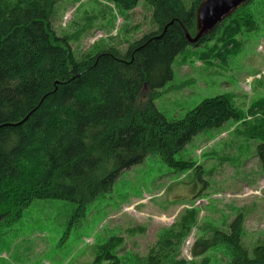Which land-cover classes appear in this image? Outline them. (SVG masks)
<instances>
[{
  "label": "trees",
  "instance_id": "1",
  "mask_svg": "<svg viewBox=\"0 0 264 264\" xmlns=\"http://www.w3.org/2000/svg\"><path fill=\"white\" fill-rule=\"evenodd\" d=\"M61 1L0 0V227L10 226L38 199L73 202L72 223L86 216L89 204L125 169L157 154L169 167L188 170L192 162L176 154L189 141L229 119L244 118L228 93L203 99L180 119L168 118L154 100L174 77L173 63L188 45L212 41L222 30L218 41L223 46L211 51L222 57L223 52L239 53L245 44L242 34L258 29L246 8L254 0L196 42L189 37L204 0H145L156 30L125 53L105 46L81 56L74 53L70 37L59 36L53 26ZM109 1L130 11L140 0ZM255 110L264 112V105L255 103L250 113ZM260 126L257 156L264 167L263 121ZM197 220V210L186 208L135 263L188 264L179 249ZM243 225L239 213L228 230L213 228L198 238L191 254L202 261L193 264H207L203 255L218 245L230 253L227 264H264V245L250 255ZM121 242L111 236L99 244L95 264H122Z\"/></svg>",
  "mask_w": 264,
  "mask_h": 264
},
{
  "label": "rangeland",
  "instance_id": "2",
  "mask_svg": "<svg viewBox=\"0 0 264 264\" xmlns=\"http://www.w3.org/2000/svg\"><path fill=\"white\" fill-rule=\"evenodd\" d=\"M246 8L255 15L258 29L240 35L245 44L239 53L223 52L222 57L211 51L221 46L222 30L212 41L188 45L173 63L174 77L154 100L168 118L180 119L203 99L228 93L244 118L229 119L189 141L176 154L192 162L188 170L169 167L157 154L125 169L89 204L86 216L72 223L73 202L35 200L10 226L0 227V264H95L96 247L111 236L122 238V264H137L135 259L144 258L186 208L198 212L178 254L188 264L202 261L191 254L194 242L213 228L228 230L239 213L250 255L258 244L264 245V167L257 156L264 112L250 113L255 103L264 105V1L254 0ZM53 26L59 36L70 37L77 56L105 46L125 53L157 29L145 0L130 11L109 0H63ZM198 29L197 24L192 38ZM203 257L207 264H227L230 253L218 245Z\"/></svg>",
  "mask_w": 264,
  "mask_h": 264
},
{
  "label": "water",
  "instance_id": "3",
  "mask_svg": "<svg viewBox=\"0 0 264 264\" xmlns=\"http://www.w3.org/2000/svg\"><path fill=\"white\" fill-rule=\"evenodd\" d=\"M247 0H205L204 3L201 5L199 12H198V21L200 20L204 27L201 28L199 34L195 37H189L191 42H196L205 30L213 28L218 22H220L226 14H229L232 10L239 7ZM212 3H216L218 9L215 11L208 10ZM211 12L212 16L209 18H205L204 13Z\"/></svg>",
  "mask_w": 264,
  "mask_h": 264
},
{
  "label": "flooded vegetation",
  "instance_id": "4",
  "mask_svg": "<svg viewBox=\"0 0 264 264\" xmlns=\"http://www.w3.org/2000/svg\"><path fill=\"white\" fill-rule=\"evenodd\" d=\"M204 1H205V0H204ZM204 1L202 2V4L204 3ZM202 4H201V5H202ZM200 7H201V6H200ZM199 9H200V8H199ZM216 9H218L216 3H212L211 6L208 8V10H211L212 12L215 11ZM232 11H233V10H232ZM232 11H231V12H232ZM198 12H199V11H198ZM231 12H230V13H231ZM230 13H229V14H230ZM229 14H226V16L229 15ZM204 16H205V18H209V17L212 16V13H211V12H210V13H209V12H208V13L205 12V13H204ZM204 26H205V25H203L202 22L199 23V21H198V28H199V29H198V33H197V34H199V31H200L201 28L204 27ZM214 27H215V26H214ZM214 27H213V28H214ZM204 28H205V27H204ZM213 28L205 30V31L203 32L202 36L205 35V34H207L208 32H210V30H212Z\"/></svg>",
  "mask_w": 264,
  "mask_h": 264
}]
</instances>
